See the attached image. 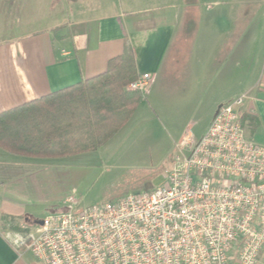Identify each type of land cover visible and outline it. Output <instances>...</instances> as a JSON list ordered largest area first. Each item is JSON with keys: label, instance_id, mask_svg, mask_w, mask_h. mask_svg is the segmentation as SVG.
Instances as JSON below:
<instances>
[{"label": "crops", "instance_id": "1", "mask_svg": "<svg viewBox=\"0 0 264 264\" xmlns=\"http://www.w3.org/2000/svg\"><path fill=\"white\" fill-rule=\"evenodd\" d=\"M20 1L0 0V113L104 73L129 45L137 75H150L142 95L155 93L159 102L175 104L172 116L168 107L158 112L165 129L167 120L180 121L190 109L185 103L210 115L203 135L220 105L245 95L239 113L252 121L242 127L247 138L264 146V32L249 31L251 23L257 20L259 29L261 22L245 16L246 8L264 9V0H36L34 6L44 8L40 17L4 30V14L21 15ZM231 6L233 15L215 12ZM205 63L213 99L165 94L167 83L191 77L190 88L200 87ZM37 162L0 150V224L4 217H24L31 226L30 197L20 177L22 168L31 173ZM263 262L264 251L258 264ZM0 264H37L29 252L13 249L1 226Z\"/></svg>", "mask_w": 264, "mask_h": 264}, {"label": "built area", "instance_id": "2", "mask_svg": "<svg viewBox=\"0 0 264 264\" xmlns=\"http://www.w3.org/2000/svg\"><path fill=\"white\" fill-rule=\"evenodd\" d=\"M149 80L139 75L129 90L142 93ZM245 99L220 105L198 140L185 137L151 192L65 209L6 239L40 264H258L264 146L245 135L239 113Z\"/></svg>", "mask_w": 264, "mask_h": 264}, {"label": "rangeland", "instance_id": "3", "mask_svg": "<svg viewBox=\"0 0 264 264\" xmlns=\"http://www.w3.org/2000/svg\"><path fill=\"white\" fill-rule=\"evenodd\" d=\"M35 1H20L24 6L21 8V15L4 14V30L17 25V20L23 25V22L34 21L40 17L44 8L35 7ZM37 1L43 4L47 0ZM202 10L205 13L204 7ZM235 10L232 6L231 9L218 7L215 12L221 15H233ZM245 16L257 17L261 22L262 28L258 29V24L254 23L257 22L256 20L248 26L249 31L264 32V9L246 8ZM208 67V63H205L199 68L197 81L203 83L200 87L190 88L191 83L194 82V78L191 77L167 83L169 87L165 90V94L171 96L169 92H173L179 97L206 96L207 102L213 99L216 94L215 88H209L211 78ZM252 74L253 72L246 73L248 78ZM131 84L127 86V90ZM183 105L190 109L184 113L180 121L167 120L170 128L168 126L169 129H165L158 121V112L168 107L172 116L173 111L170 109H174L175 104L159 102L155 93L151 96L142 95L129 126L124 131H118L99 149L69 158L32 159L41 162H37V167L32 168L31 173L29 169L22 168L20 177V185L26 188L30 197L26 207L27 212L31 214L29 217L31 228L45 217L65 209L76 211L112 203L131 194L149 193L160 186L164 181L163 177L172 168L175 157L181 154V141L190 135L193 139L202 135L210 118L205 112L197 113L194 109L195 105L185 103ZM68 199H72L75 203L67 205L65 202ZM0 226L4 235L15 232L3 223Z\"/></svg>", "mask_w": 264, "mask_h": 264}, {"label": "trees", "instance_id": "4", "mask_svg": "<svg viewBox=\"0 0 264 264\" xmlns=\"http://www.w3.org/2000/svg\"><path fill=\"white\" fill-rule=\"evenodd\" d=\"M138 77L126 45L104 73L0 113V150L27 159H62L99 149L138 108L142 93L126 89ZM240 119L244 127L252 121ZM25 220L4 217L2 223L19 231L21 224L31 228Z\"/></svg>", "mask_w": 264, "mask_h": 264}, {"label": "water", "instance_id": "5", "mask_svg": "<svg viewBox=\"0 0 264 264\" xmlns=\"http://www.w3.org/2000/svg\"><path fill=\"white\" fill-rule=\"evenodd\" d=\"M41 224V221L40 222H37V225H40Z\"/></svg>", "mask_w": 264, "mask_h": 264}]
</instances>
